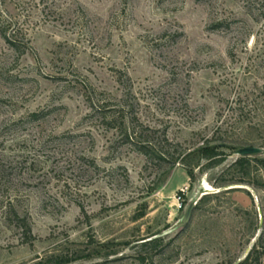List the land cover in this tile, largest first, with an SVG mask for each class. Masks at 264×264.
<instances>
[{
    "label": "rangeland",
    "instance_id": "374dc122",
    "mask_svg": "<svg viewBox=\"0 0 264 264\" xmlns=\"http://www.w3.org/2000/svg\"><path fill=\"white\" fill-rule=\"evenodd\" d=\"M0 11L30 41L20 52L0 35V264H139L137 244L154 237L165 248L152 264L251 250L264 230V0H0ZM106 114L167 157L142 154ZM207 140L228 144L221 165L182 161ZM245 146L263 149L248 176L233 167Z\"/></svg>",
    "mask_w": 264,
    "mask_h": 264
},
{
    "label": "trees",
    "instance_id": "16d2710c",
    "mask_svg": "<svg viewBox=\"0 0 264 264\" xmlns=\"http://www.w3.org/2000/svg\"><path fill=\"white\" fill-rule=\"evenodd\" d=\"M4 12L0 11V35L5 39L6 42L10 46H12L14 49L19 50L20 52H27L28 49H30L29 39L26 43L22 44L19 39V35L16 32H13L12 30V21L8 19ZM22 45H24L22 47ZM102 111V110H101ZM105 111V110H103ZM36 115V114H35ZM106 118L109 119L108 125L111 128H117L118 125L115 124L116 117L110 116L106 114ZM118 129H120L122 132L125 130V137L127 141L131 143H135L140 146L139 151L147 155L149 158H165L167 157V154H169L168 151L160 149L155 143L151 142L150 140L145 139V137H141L139 133L136 130H132L130 132V129L127 126H123V124L119 125ZM228 144H225V142H215L213 140H207L202 146L199 148H196L195 150H192L188 154H186L182 161H185L187 157L198 155L199 159L201 161H204V163H200L199 167L200 170H202L204 167L207 168H213L216 166L221 165L225 159L228 156V153L223 150V147H227ZM184 155L183 153L181 154ZM181 155L178 159L181 158ZM251 158L249 156H240L233 164V167L240 169L243 171L244 176L250 175L251 172ZM262 163H264V160H258ZM188 175L193 181L195 179V171L191 168H188ZM247 180L245 178L240 179H224V180H216L214 182V185L216 187H226L229 184H245ZM198 208V204L196 206V209ZM30 230V229H29ZM143 242L138 243L137 247L138 249V259L139 264H152L155 262V258L158 255L157 253H162V250H164L165 246L163 244V238L162 237H154L152 239H143ZM163 246L161 250H158L159 246ZM150 251H155L154 254L149 253ZM79 256L69 257L64 255H57L52 256L48 260L42 261L38 264H70L73 261H75ZM242 259L238 264H264V230H262L261 234L256 238L255 242L253 243V246L251 250L243 256ZM238 260H232L228 262H222L220 264H236Z\"/></svg>",
    "mask_w": 264,
    "mask_h": 264
},
{
    "label": "water",
    "instance_id": "95a60500",
    "mask_svg": "<svg viewBox=\"0 0 264 264\" xmlns=\"http://www.w3.org/2000/svg\"><path fill=\"white\" fill-rule=\"evenodd\" d=\"M263 151V149L261 147H256V146H245V147H242L240 149L237 150V154H239V156H250V155H254V154H260L261 152ZM233 188H236V187H231L230 189H233ZM196 206H197V203H192L184 218H183V225L185 227H187L192 218H193V215H194V211L196 209ZM242 259H239L236 264H238Z\"/></svg>",
    "mask_w": 264,
    "mask_h": 264
},
{
    "label": "built area",
    "instance_id": "2783aa9c",
    "mask_svg": "<svg viewBox=\"0 0 264 264\" xmlns=\"http://www.w3.org/2000/svg\"><path fill=\"white\" fill-rule=\"evenodd\" d=\"M181 198V197H180Z\"/></svg>",
    "mask_w": 264,
    "mask_h": 264
}]
</instances>
